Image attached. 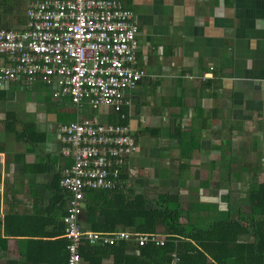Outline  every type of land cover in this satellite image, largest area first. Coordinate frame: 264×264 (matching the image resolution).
<instances>
[{
    "label": "crops",
    "instance_id": "0c3cea01",
    "mask_svg": "<svg viewBox=\"0 0 264 264\" xmlns=\"http://www.w3.org/2000/svg\"><path fill=\"white\" fill-rule=\"evenodd\" d=\"M124 6L135 16L136 66L145 72L129 106L76 107L40 83L0 87V237L6 216L36 217L39 226L50 224L48 231L61 220L67 202L56 198L59 179L71 161L59 154L57 129L85 119L129 125L137 151L125 170L135 194L178 193L183 214L196 224L211 221L217 207L221 219H245L253 227L248 193L264 184V0H130ZM26 7V0H0V23L11 26L0 28H22ZM205 73L211 76L200 79ZM179 130L190 135L184 143ZM253 240L248 233L237 243ZM16 253V239L9 238L0 264ZM101 264H113V256L103 255Z\"/></svg>",
    "mask_w": 264,
    "mask_h": 264
},
{
    "label": "built area",
    "instance_id": "2783aa9c",
    "mask_svg": "<svg viewBox=\"0 0 264 264\" xmlns=\"http://www.w3.org/2000/svg\"><path fill=\"white\" fill-rule=\"evenodd\" d=\"M127 1L26 0L24 26L0 28V87L40 83L54 89V99L68 98L76 107L120 111L129 106L127 97L145 72L136 66L139 29L134 13L124 6ZM57 134L60 156L71 161L59 179L67 202L62 222L68 264H83V246H163L166 239L157 233L94 232L82 229L78 220L86 190H116L123 174L129 183L132 172L125 168L137 151L129 125L85 119L60 125ZM168 264H180L176 251Z\"/></svg>",
    "mask_w": 264,
    "mask_h": 264
},
{
    "label": "trees",
    "instance_id": "16d2710c",
    "mask_svg": "<svg viewBox=\"0 0 264 264\" xmlns=\"http://www.w3.org/2000/svg\"><path fill=\"white\" fill-rule=\"evenodd\" d=\"M176 132L182 143L190 136L181 130ZM121 181L122 187L116 190L84 192L83 201L87 206L85 221H80L82 229L101 233L120 230L157 233L166 241L161 247L153 244L137 247L125 242L115 246H83L80 248L83 264H101L105 254L113 256V264H168L173 251L177 252L180 264H264V184L251 188L248 193L249 215L253 220L250 227L245 219L233 222L228 217L221 219L217 207H213L216 215L211 221L196 224L190 213L183 214L178 193L149 199L146 193H134L125 174ZM60 192L56 198L65 197L61 189ZM65 208L66 205L60 208L61 220L57 225L52 223L51 231L47 230L49 223L39 226L36 217L6 216L0 250L8 252V239L15 238L17 253L3 264H68V241L63 237L62 222ZM14 221H22L21 230H15ZM248 233L253 236L252 243H237L239 235Z\"/></svg>",
    "mask_w": 264,
    "mask_h": 264
},
{
    "label": "rangeland",
    "instance_id": "374dc122",
    "mask_svg": "<svg viewBox=\"0 0 264 264\" xmlns=\"http://www.w3.org/2000/svg\"><path fill=\"white\" fill-rule=\"evenodd\" d=\"M19 9H20V14H18V20H20V21H23L24 19H23V11L25 10L24 9V4H23V2H21L20 3V7H19ZM14 24V27H16V28H20V27H22V26H20L19 24H16V23H13ZM7 26H10V25H8L7 23H4V22H1L0 23V27H7ZM11 27V26H10ZM218 174L219 173H215V175L216 176H218ZM207 206L206 205H204V208H206ZM200 218H202V216H200ZM209 219H211V216H209Z\"/></svg>",
    "mask_w": 264,
    "mask_h": 264
},
{
    "label": "water",
    "instance_id": "95a60500",
    "mask_svg": "<svg viewBox=\"0 0 264 264\" xmlns=\"http://www.w3.org/2000/svg\"><path fill=\"white\" fill-rule=\"evenodd\" d=\"M86 206L87 205H86L85 202H82L81 203L82 211H81V214L78 216V220L81 221V222H84L85 221V208H86Z\"/></svg>",
    "mask_w": 264,
    "mask_h": 264
}]
</instances>
